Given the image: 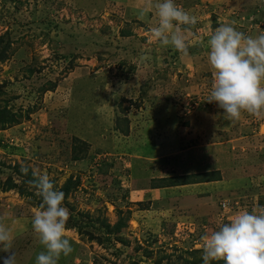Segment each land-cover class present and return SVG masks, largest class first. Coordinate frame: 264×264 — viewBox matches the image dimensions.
<instances>
[{"label": "rangeland", "instance_id": "374dc122", "mask_svg": "<svg viewBox=\"0 0 264 264\" xmlns=\"http://www.w3.org/2000/svg\"><path fill=\"white\" fill-rule=\"evenodd\" d=\"M146 3L0 0V110L16 116L0 124V223L15 264L44 250L33 169L70 213L73 252L58 264H204L202 235L264 207V116L228 121L206 101L210 34L225 22L264 34V0H175L197 17L181 26L187 55L149 42L158 18ZM227 137L244 141L218 187L202 196L193 180L179 184L198 165L187 148ZM9 177L16 186L4 190Z\"/></svg>", "mask_w": 264, "mask_h": 264}, {"label": "clouds", "instance_id": "9594fccd", "mask_svg": "<svg viewBox=\"0 0 264 264\" xmlns=\"http://www.w3.org/2000/svg\"><path fill=\"white\" fill-rule=\"evenodd\" d=\"M155 9L157 26L150 30V43L172 45L187 55L188 43L182 25H195L197 17L190 15L175 0H147L144 11ZM207 56L213 84L206 101L215 102L228 121H238L246 112L256 118L264 116V34L249 36L237 31L230 23H223L210 34ZM27 173V168H22ZM36 196L42 202L31 221L34 234L43 246L35 264H58L63 256L73 252L66 235L69 210L63 206L65 195L56 190L47 173L32 170ZM14 237L0 223V257L4 264H15L10 251ZM204 264L223 261V264H264V207L237 213L218 230L201 237Z\"/></svg>", "mask_w": 264, "mask_h": 264}, {"label": "crops", "instance_id": "0c3cea01", "mask_svg": "<svg viewBox=\"0 0 264 264\" xmlns=\"http://www.w3.org/2000/svg\"><path fill=\"white\" fill-rule=\"evenodd\" d=\"M216 139L212 140L210 143L198 144L186 149V151L189 149L190 151L193 150L196 156H198V158L196 157L198 160V165L196 166L197 169L192 170V173H211L213 171H220L219 179H217V177L214 179L203 180V176H198V180L195 179V176L191 179L193 180L191 184L195 185L194 187H199L200 190H203L202 192H205L201 194L202 196L208 194L207 192H209V188L210 191H213L214 187H218V183H222L221 180L225 178V173L230 167H232L231 165H233L236 151H240L237 147L235 149V146H242L244 141L241 137ZM241 149L244 150V148ZM192 173L183 172L178 176ZM181 180L182 181L179 184L188 185L186 184L187 182H184V179L181 178Z\"/></svg>", "mask_w": 264, "mask_h": 264}, {"label": "trees", "instance_id": "16d2710c", "mask_svg": "<svg viewBox=\"0 0 264 264\" xmlns=\"http://www.w3.org/2000/svg\"><path fill=\"white\" fill-rule=\"evenodd\" d=\"M15 114H10V115H6V113H4L3 111L0 110V124L1 125H4L6 123H10L12 121H15L16 118H15ZM30 173V171H29ZM212 173V172H211ZM199 175V176H203L204 173H192V174H185V175H181V176H178L179 178L182 177V179L184 180H191L194 176L196 175ZM7 184L6 186L4 187V190H9V189H13L15 188L16 184L11 180V178L9 177L7 180ZM5 181V182H6ZM20 192H24V190H20Z\"/></svg>", "mask_w": 264, "mask_h": 264}, {"label": "built area", "instance_id": "2783aa9c", "mask_svg": "<svg viewBox=\"0 0 264 264\" xmlns=\"http://www.w3.org/2000/svg\"><path fill=\"white\" fill-rule=\"evenodd\" d=\"M223 206L227 205L228 206V202H222Z\"/></svg>", "mask_w": 264, "mask_h": 264}]
</instances>
